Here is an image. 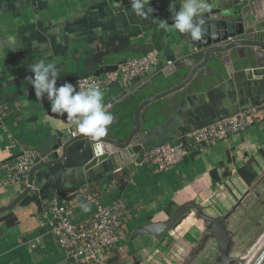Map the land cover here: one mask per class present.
I'll return each instance as SVG.
<instances>
[{
	"label": "crops",
	"instance_id": "obj_1",
	"mask_svg": "<svg viewBox=\"0 0 264 264\" xmlns=\"http://www.w3.org/2000/svg\"><path fill=\"white\" fill-rule=\"evenodd\" d=\"M235 1L208 0V3L212 9ZM247 1L242 9L245 28L264 30V0ZM181 2L150 0L154 11L144 19L133 12L131 0H0V206L9 204L24 188L22 183L6 179L5 166L24 150L33 149L39 155L50 152L58 138L57 131L64 141L73 138L71 132L78 131L66 114L50 111L46 94L39 100L36 98L34 87L28 82L34 76L31 64L41 59L58 64L61 75L57 86L95 75L101 65H115L133 52H160L174 64L199 52L186 34L172 28L169 7L173 5L179 10ZM161 19L169 23L168 30L159 27ZM263 52L253 47L229 51L232 72L214 57L208 63L209 69L197 72L187 85L159 101L160 112L166 119L148 130V136L175 138L250 106L258 108V124L189 154L160 172L137 167L136 158L121 162L112 155L85 170L92 156L90 145L81 138L73 140L67 145L62 161L35 171L27 195H36L38 201L18 202L8 210L16 218L11 225L1 219L4 212L0 213V264L64 261V251L53 244L41 226L39 212L49 199L64 197L70 211L79 218L89 216L95 208L86 201L87 192L107 205L123 201L117 237L128 242L134 254L150 238L164 232L160 226L176 210L202 202L230 177L228 174L234 175L239 184L237 169L248 165L260 150L264 151V75L251 79L246 75L247 68L264 61ZM170 67L137 80L128 93L152 84L156 74L167 76ZM104 92L105 101L119 99L121 95L115 86ZM56 151L62 155L61 147ZM121 169L128 171L123 187L117 178L108 180L102 176L96 181L93 178L98 173L110 174ZM128 258L121 260L114 254L108 264H125Z\"/></svg>",
	"mask_w": 264,
	"mask_h": 264
},
{
	"label": "built area",
	"instance_id": "obj_2",
	"mask_svg": "<svg viewBox=\"0 0 264 264\" xmlns=\"http://www.w3.org/2000/svg\"><path fill=\"white\" fill-rule=\"evenodd\" d=\"M115 65L116 69L113 71L80 77L70 83L77 91L85 90L93 82L103 91L109 90L111 86L118 88L121 92L119 99L105 101V107L109 111L115 101L127 95L133 83L148 78L173 63L160 52L146 50L133 52ZM258 122L256 106L239 109L144 151L141 156L136 157V166L145 167L152 172L164 171L185 156L194 155L234 134L244 133ZM80 134L79 131L71 132L72 137ZM37 157L39 154L33 149L22 151L10 165L5 166L6 179L27 186L28 172ZM84 197L95 206L94 211L84 218L73 215L64 197L49 199L40 209L42 228L53 244L64 251L65 259L61 264H108L109 258L114 254L121 260L128 258V242L117 237V230L122 223L123 201L107 205L88 192ZM132 241L130 238L129 242Z\"/></svg>",
	"mask_w": 264,
	"mask_h": 264
},
{
	"label": "rangeland",
	"instance_id": "obj_3",
	"mask_svg": "<svg viewBox=\"0 0 264 264\" xmlns=\"http://www.w3.org/2000/svg\"><path fill=\"white\" fill-rule=\"evenodd\" d=\"M247 166L250 183L225 178L125 264L238 263L264 232V153Z\"/></svg>",
	"mask_w": 264,
	"mask_h": 264
},
{
	"label": "water",
	"instance_id": "obj_4",
	"mask_svg": "<svg viewBox=\"0 0 264 264\" xmlns=\"http://www.w3.org/2000/svg\"><path fill=\"white\" fill-rule=\"evenodd\" d=\"M247 3V0H236L228 6L212 8L211 11L202 14L204 21L202 38L193 40L190 34H186L187 40L199 52L195 55L176 60L166 71L167 75H170L171 73H176L181 68H185L186 74L177 83L153 93L139 102L133 112L134 124L129 131L125 132L124 139L117 138L111 131L110 125L107 128L106 135L99 138L80 134L64 141L61 133L57 131L56 135L58 138L55 140L52 150L47 154L39 155L35 160V164L30 168L27 177V186L9 204L0 206V213L13 208L31 191L35 171L62 161L66 154L67 145L75 139H84L89 143L91 148L92 156L85 164V170L107 160L110 155L115 156L121 162L128 159H135L137 154L144 149V142L149 135L148 131L141 129V113L147 106L153 102H159L162 98L187 85L197 72L202 73L205 68L209 69L208 63L214 57L221 62L228 72H232L233 68L229 51L233 49L238 50L240 47H253L264 51V30H254L252 27L245 28L244 26V11L242 9ZM262 56L264 57V52ZM115 69L116 65H101L96 70L95 75ZM246 75L249 79L253 76H263L264 61L257 64L256 67L247 68ZM113 120V123L117 121L116 119ZM59 147L62 148L61 156L56 151ZM36 197V195L33 196V198ZM183 210L185 209L180 208L176 210L167 222L160 226L161 231L167 230ZM244 264H264V239Z\"/></svg>",
	"mask_w": 264,
	"mask_h": 264
},
{
	"label": "clouds",
	"instance_id": "obj_5",
	"mask_svg": "<svg viewBox=\"0 0 264 264\" xmlns=\"http://www.w3.org/2000/svg\"><path fill=\"white\" fill-rule=\"evenodd\" d=\"M133 12L147 19L154 9L150 0H131ZM172 12V28L180 34H190L193 40L203 36L202 14L211 11L208 0H182L179 10L170 5ZM159 27L168 30L169 23L161 19ZM30 71L34 74L28 82L34 87L35 96L39 100L45 94L50 102V111L67 117L77 125L78 131L85 136L103 137L114 116L105 107V92L94 82L85 90L77 91L71 83L65 82L57 86L61 75L55 62L45 63L38 60L31 64ZM88 211L86 205H82Z\"/></svg>",
	"mask_w": 264,
	"mask_h": 264
},
{
	"label": "trees",
	"instance_id": "obj_6",
	"mask_svg": "<svg viewBox=\"0 0 264 264\" xmlns=\"http://www.w3.org/2000/svg\"><path fill=\"white\" fill-rule=\"evenodd\" d=\"M185 74L186 69L184 68L179 69L176 73H171L170 75L164 77L161 73L156 74V77H154L152 80V84L146 88H139L135 92L127 93V95L121 100H119L117 103H114L112 108L109 110L113 114L114 118L117 117V121L111 125V131L114 133V135L119 139H124L125 132L129 131L134 124L133 112L139 102L145 97L161 91L167 88L169 85L171 86L177 83L182 77H184ZM141 119V129L148 131L152 130L155 126L162 124L166 119V115L163 112H160V104L156 101L146 107V109L141 113ZM173 137L174 136L157 138V134L152 137L147 136V139L144 142V151L156 147L162 143L171 141L174 139ZM144 151L142 150L140 152V156ZM260 153H264V151L260 150ZM236 173L240 180L246 184L250 183L253 178V173L249 171L247 165L239 167ZM127 174L128 171L126 169H121L110 174L98 173L94 175L93 178L95 181L102 176H105L108 180L117 178L120 186L123 187L125 184L124 179L126 178ZM228 175L233 179L234 182L238 183V180L234 175ZM31 200L38 201V197L33 198V196L27 195L20 202L25 203ZM1 219L4 220L7 225H11L16 222V218L10 211L4 212V215Z\"/></svg>",
	"mask_w": 264,
	"mask_h": 264
},
{
	"label": "bare ground",
	"instance_id": "obj_7",
	"mask_svg": "<svg viewBox=\"0 0 264 264\" xmlns=\"http://www.w3.org/2000/svg\"><path fill=\"white\" fill-rule=\"evenodd\" d=\"M263 239H264V232L259 237V239L257 240V242L248 251V254L246 256H244L243 258L239 259V262L236 263V264H244L248 260V258L253 254V252L257 249V247L260 245V243L263 241Z\"/></svg>",
	"mask_w": 264,
	"mask_h": 264
}]
</instances>
